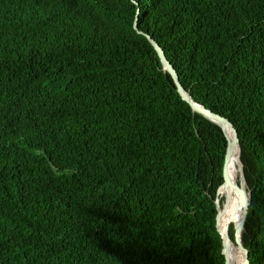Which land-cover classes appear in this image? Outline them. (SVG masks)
I'll return each instance as SVG.
<instances>
[{
  "label": "trees",
  "instance_id": "trees-1",
  "mask_svg": "<svg viewBox=\"0 0 264 264\" xmlns=\"http://www.w3.org/2000/svg\"><path fill=\"white\" fill-rule=\"evenodd\" d=\"M136 16L237 129L264 264V0H0V264H225V136Z\"/></svg>",
  "mask_w": 264,
  "mask_h": 264
},
{
  "label": "water",
  "instance_id": "water-1",
  "mask_svg": "<svg viewBox=\"0 0 264 264\" xmlns=\"http://www.w3.org/2000/svg\"><path fill=\"white\" fill-rule=\"evenodd\" d=\"M137 6H138V4H137ZM138 12H139V8H137V13ZM133 28L136 29L138 33L144 34V36L147 37L148 41L150 42V44L153 46L154 50L156 51L158 58H159V61L162 64L163 69L166 70L170 74V76H171V78L175 84L176 90L179 93V95L181 96V98L183 100H185L190 105L192 110L200 113L201 115H203L208 120L217 124L221 128V130L225 136L226 150H225L224 161H223V166H222V182L217 187L216 197L214 199L215 207L217 210L216 217H215V225H216V229H217V231H218V233L222 239V250H221V252L224 256V263L229 264L228 257H227V249L229 247V244L234 242L239 247V249L243 252V264H249L248 249L244 246V244L242 242V238H241L242 231L245 228V222H246V218H247V212H248V206H249V196L246 193L245 187H243V185L245 186V175H244L242 163L240 161V157H239V166H238L239 167L238 181L232 183V186H233L232 188L238 190L239 196L243 201L242 217L237 224H235V222H234L233 238L230 236V233H229L230 223H231L229 220H227V226L225 229L222 230L218 227V221L222 215V212L220 209L221 202L219 200V192H221V189H224L225 185L229 182V178H228L229 176H228L227 168L230 164L231 152H232V149L235 145H237L239 148V156H240V147H239V138H238L237 129L235 128L233 123L228 118L206 108L202 104L195 102L192 99L191 95L181 85L175 68L170 63V61L167 59V57H166L163 49L161 48V46L153 38H151V36L149 34L138 29L137 16L134 18ZM223 207H225V205ZM238 235H239V237H238Z\"/></svg>",
  "mask_w": 264,
  "mask_h": 264
},
{
  "label": "bare ground",
  "instance_id": "bare-ground-1",
  "mask_svg": "<svg viewBox=\"0 0 264 264\" xmlns=\"http://www.w3.org/2000/svg\"><path fill=\"white\" fill-rule=\"evenodd\" d=\"M239 148L235 145L231 152L230 164L227 168L229 178V189L226 194L219 196L221 202L220 209L223 211L221 218L218 221V227L225 229L227 226V220L234 221L237 215L243 211V201L239 196L238 190L232 188V183L237 182L239 173ZM243 187H245L243 185ZM225 205V207H223ZM228 206V207H227ZM236 224V223H235ZM239 237V235H238ZM227 257L229 264H243V252L234 243H230L227 249ZM232 261H231V259Z\"/></svg>",
  "mask_w": 264,
  "mask_h": 264
},
{
  "label": "rangeland",
  "instance_id": "rangeland-1",
  "mask_svg": "<svg viewBox=\"0 0 264 264\" xmlns=\"http://www.w3.org/2000/svg\"><path fill=\"white\" fill-rule=\"evenodd\" d=\"M238 174H239V173H238ZM237 179H238V178H237ZM227 207H228V206H227ZM225 209H226V208H225ZM225 209H224V210H225ZM224 210H223V211H224ZM223 211H222V213H223ZM230 225H234V222L231 221Z\"/></svg>",
  "mask_w": 264,
  "mask_h": 264
}]
</instances>
